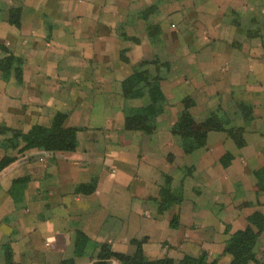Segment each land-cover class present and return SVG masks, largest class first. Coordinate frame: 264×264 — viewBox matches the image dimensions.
Returning <instances> with one entry per match:
<instances>
[{
    "label": "crops",
    "instance_id": "1",
    "mask_svg": "<svg viewBox=\"0 0 264 264\" xmlns=\"http://www.w3.org/2000/svg\"><path fill=\"white\" fill-rule=\"evenodd\" d=\"M9 53L20 62L0 65V159H16L0 172V264H93L96 243L131 254L138 239L150 260L206 251L229 264L230 233L264 221V0H0V60ZM153 58L142 70L159 87L127 98L135 66ZM127 104L157 111V130H127ZM58 112L79 130L76 150L9 144ZM208 116L243 126L245 145L214 130L185 153L181 131ZM165 174L184 198L161 214Z\"/></svg>",
    "mask_w": 264,
    "mask_h": 264
},
{
    "label": "trees",
    "instance_id": "2",
    "mask_svg": "<svg viewBox=\"0 0 264 264\" xmlns=\"http://www.w3.org/2000/svg\"><path fill=\"white\" fill-rule=\"evenodd\" d=\"M20 9H12L10 14V22L18 24L20 21ZM161 30H159L158 24H151L148 28L150 38L154 41L159 37ZM126 58V57H125ZM127 59V58H126ZM20 62V58L14 54L9 53L4 59L0 60L1 66H12ZM150 63L149 61L143 60L136 67V72L140 74L141 81L144 83L140 89L135 90V82L137 81L135 76L133 79L127 82V98H139L144 96L149 90L159 87L160 80L155 78L148 69H143L144 64ZM187 102L186 106H191L194 100L190 97L184 99ZM246 116L252 115L250 111L243 112ZM240 114V113H238ZM242 114V113H241ZM158 112L151 109L150 106L142 107H125V128L127 130H139L148 131L154 130L158 126L157 121ZM67 113L58 112L52 121L50 126L40 125L33 130V132L23 133L18 132V138L21 137V142L24 143L23 150L30 148H39L46 151H74L78 146V140L76 138L77 128H68L65 126V120ZM226 131L237 143L238 146L242 147L245 145L246 140L243 135V126H227V122L216 116H209L207 119L199 124L198 129L188 127L182 132V147L186 153H191L206 144L207 135L210 131ZM18 143H15L17 145ZM230 155H225L222 158L223 164L227 165L231 158ZM15 160L13 157H3L0 160V172L10 163ZM257 174L262 177L264 176V169H261ZM24 179L15 180V185L12 194L18 199L17 195L20 188H23ZM84 185L79 186L78 189H82ZM17 194V195H16ZM184 198L182 189H173L172 177L168 174L164 175V183L159 191L158 210L162 214L168 207L173 203H179ZM250 224L244 230H238L228 239L227 247L228 250L234 255V260L231 264H249L255 260V244L259 238V233L264 229V223L258 215H251L249 217ZM178 225V217H174L171 222V226L175 227ZM254 226L260 230L256 231ZM137 247L131 254H123L114 252L111 246L107 243H96V247L99 251L93 255L96 260L93 264H110L112 258L118 259L123 264H175L170 258L150 260L148 259L143 251L142 240L135 241ZM89 244H92L89 241ZM179 264H218L216 261L210 262L207 258V254L204 252L201 255H186Z\"/></svg>",
    "mask_w": 264,
    "mask_h": 264
},
{
    "label": "rangeland",
    "instance_id": "3",
    "mask_svg": "<svg viewBox=\"0 0 264 264\" xmlns=\"http://www.w3.org/2000/svg\"><path fill=\"white\" fill-rule=\"evenodd\" d=\"M145 61H149L150 63L149 64H152V63H156V62H158V60H156V59H145ZM145 65V64H144ZM136 67L137 66H135V70H136ZM146 70V69H145ZM150 72V71H149ZM142 86H144V83H142V82H140V83H138L137 85H136V87H135V90H137V89H140ZM187 105V102L186 101H184L183 102V110L180 112V113H184V112H186L187 111V109L188 108H190V106H186ZM127 106H129L130 107V105L129 104H127ZM191 106H193V105H191ZM131 107H135V106H131ZM136 107H142V106H136ZM186 110V111H185ZM65 113V112H64ZM159 114V113H158ZM180 115V114H179ZM67 116H68V114H67ZM209 117V116H208ZM208 117H206V118H204L202 121H204L205 119H207ZM54 119V118H53ZM158 121V120H157ZM201 121V122H202ZM194 122V121H193ZM200 122V123H201ZM199 123V124H200ZM52 124V123H51ZM199 124L196 126L194 123H191V124H189V126L188 127H192L193 129H198L199 128ZM158 125H159V123H158ZM187 127V128H188ZM68 128H70V127H68ZM157 128H158V126H157ZM157 128L156 129H154V130H148V131H146L147 132V134L148 135H151V134H153L154 133V131H156L157 130ZM187 128H185V129H187ZM184 129V130H185ZM184 130H182L181 131V138H182V132L184 131ZM2 131H6V128H0V132H2ZM9 131V130H8ZM78 129H77V132H76V138H77V133H78ZM19 131L17 130V131H13V133H18ZM209 133V132H208ZM0 140H2V139H0ZM78 140V139H77ZM19 142H20V139L18 138V135H13L12 136V138L9 140V144H11V146L12 147H16V148H18L19 149V151H24L23 150V146H24V143L21 145V144H19ZM207 142V141H206ZM0 143H1V141H0ZM15 143H18L17 145H15ZM21 143V142H20ZM3 145H4V142L2 143ZM206 145V144H205ZM204 145V146H205ZM204 146H202V147H204ZM78 147V146H77ZM202 147H199V148H202ZM198 148V149H199ZM39 149V148H38ZM77 149V148H76ZM39 150H41V149H39ZM184 150V149H183ZM197 150V149H196ZM44 151H46V150H44ZM185 152V151H184ZM186 153V152H185ZM4 157H13V158H15L14 157V155L12 156V155H6V156H4ZM224 157V156H223ZM1 159H3V157L1 158ZM0 159V160H1ZM16 159V158H15ZM222 163H223V161H222ZM27 180V179H26ZM26 182V181H25ZM173 187V186H172ZM83 188V187H82ZM174 189V188H173ZM180 189H182V191H183V195H184V190H183V188L181 187ZM263 223H264V221H262ZM247 228V226L244 228V229H246ZM244 229H240V230H244ZM256 231H258V230H260L259 228H257L256 226H255V228H254ZM227 231H228V233L230 232V230H228L227 229ZM262 232H264V229H262L261 231H260V233H259V238H260V236H261V234H262ZM235 232H233V233H230V236H229V238L232 236V234H234ZM259 238L257 239V242H256V244H255V255H256V258H255V260H253V261H251L249 264H259V262H260V264H264V256H262L261 258L258 256V252H257V245H258V243H259ZM138 240H142V239H138ZM227 242H228V240H227ZM227 246V245H226ZM136 247H137V245H136ZM142 247H143V240H142ZM99 251V250H98ZM206 253L207 254V258H208V260H209V255H208V253L206 252V251H203V252H201L199 255H201L202 253ZM231 254V256H232V253H230ZM198 256V255H197ZM113 259V258H112ZM111 259V260H112ZM171 259V258H170ZM173 260V259H172ZM233 260H234V255L232 256V260H231V262L229 263V264H231L232 262H233ZM173 261H175V260H173ZM210 261V260H209ZM212 261H216V262H218L217 260H212ZM212 261H210V262H212ZM110 263H111V261H110ZM175 264H179V263H177V262H175ZM218 264H219V262H218ZM223 264V263H222Z\"/></svg>",
    "mask_w": 264,
    "mask_h": 264
}]
</instances>
